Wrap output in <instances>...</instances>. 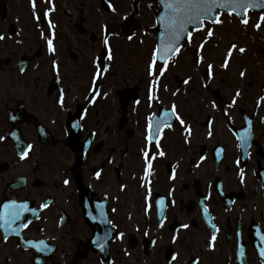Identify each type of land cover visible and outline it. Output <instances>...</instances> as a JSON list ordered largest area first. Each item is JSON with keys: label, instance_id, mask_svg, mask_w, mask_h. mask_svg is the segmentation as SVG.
<instances>
[{"label": "flooded vegetation", "instance_id": "obj_1", "mask_svg": "<svg viewBox=\"0 0 264 264\" xmlns=\"http://www.w3.org/2000/svg\"><path fill=\"white\" fill-rule=\"evenodd\" d=\"M122 1L0 0V210L28 208L0 264H264V70L192 85L190 37L150 76L155 25Z\"/></svg>", "mask_w": 264, "mask_h": 264}, {"label": "rangeland", "instance_id": "obj_2", "mask_svg": "<svg viewBox=\"0 0 264 264\" xmlns=\"http://www.w3.org/2000/svg\"><path fill=\"white\" fill-rule=\"evenodd\" d=\"M151 3L154 1L140 0V6H144L145 9L141 10L142 15L140 14L139 18L145 28L155 25ZM262 14L264 11L253 14V18L249 19L246 25L243 23L241 25L233 16L223 13L220 16L223 20L222 24L212 25L206 22L204 30L192 32L190 41L180 53L182 62L187 64L190 62L189 59L192 61L189 67L194 76L192 85L207 84L231 97L232 93L239 90V86L247 87L250 82L255 83L254 76H260L264 70V21L261 22L259 29L254 27ZM249 22L252 23L251 26H248ZM209 27L213 29L212 37H207L205 34ZM232 44H235L237 49L243 47L245 51L241 53L233 49L231 56L227 58V66L223 67L226 54ZM200 45L203 46L199 47ZM178 58L174 57L173 60ZM198 58H200L199 63H197ZM208 65H212L211 76L208 75ZM241 71L245 73L243 77L240 76ZM255 87L256 84H253L252 91H255ZM248 89L249 87L247 92Z\"/></svg>", "mask_w": 264, "mask_h": 264}, {"label": "snow or ice", "instance_id": "obj_3", "mask_svg": "<svg viewBox=\"0 0 264 264\" xmlns=\"http://www.w3.org/2000/svg\"><path fill=\"white\" fill-rule=\"evenodd\" d=\"M161 5L163 6V13L160 15L159 20L160 23L163 25V31L160 34V43L157 45L156 48L153 49L151 62L149 63V75H153V69L156 65L157 61H163L166 65L168 62V58L175 56L176 53L180 51V44L179 41L184 38L185 36L191 37L192 31H200L204 30L206 25L205 22H209L212 25L222 24L223 20L220 18L217 10H226L229 16L233 14L237 16H244L241 20V23L247 24L248 20L246 18L247 10L250 8H262L264 9V0H159ZM33 8H35V0L32 2ZM46 15V13H45ZM264 21V14H262L254 25L256 29H259L261 26V22ZM189 26H192V31H189ZM206 36L212 37L213 36V29L207 28L206 29ZM0 39H3L0 36ZM108 38L107 36L103 39V44L105 46L108 45ZM48 46L50 51H54L52 46V40H48ZM200 45L199 47H202ZM236 49L239 52L243 53L245 49L240 47L237 49L235 44H232L226 54L225 61L223 63V67L227 66L228 57L231 56L232 50ZM109 59H111V55L109 54ZM200 62V58L197 59V63ZM211 68L212 65H208V75L211 76ZM164 71V67L162 66L159 69V74L162 75ZM99 75V72L97 73ZM245 73L243 71L240 72V76L243 77ZM187 83V81H185ZM239 91H237L236 95L239 96ZM153 97L151 95V89L149 92V100H152ZM261 100H264V97H260ZM235 103V99L232 101ZM216 105L213 103V107ZM169 115H175V106H173V111L171 113L165 112L163 116L156 121L155 128L156 132L152 131L153 123L152 121L155 120V116H150L149 123H148V132L149 135L146 139L151 142L153 135H158L160 131V126L164 125L166 127H171V124L167 123L166 117ZM176 119L179 120L180 124L183 125L184 121L176 116ZM190 133V129H186ZM4 139V137H0V140ZM238 139L244 144H247L248 135L247 130L245 133L238 135ZM29 148L31 145L28 146ZM158 147V145H157ZM163 155V153H159ZM27 155V152L22 151L20 154V158L24 159ZM144 156L148 157V152H144ZM148 165L150 166V161H147ZM147 174V168H146ZM241 176H243V172H241ZM65 184L68 183L67 180L64 181ZM159 204H163V201H160ZM46 205H42L45 207ZM28 210L27 205L24 203H17L16 201L12 200L8 203L3 205V209L0 210V227H3L7 232L12 224L19 221L21 219V215L24 211ZM204 212L207 214V208L204 209ZM102 222L103 218L101 217ZM23 227H27V225H22ZM183 227H187V225H183ZM15 231V229H12ZM122 235V234H121ZM215 240V236L212 237ZM264 239V237H262ZM42 243V242H41ZM98 247H103L102 244L97 242ZM46 248L41 247L38 251H45ZM264 256V250H261L260 253ZM175 259V257H174Z\"/></svg>", "mask_w": 264, "mask_h": 264}, {"label": "water", "instance_id": "obj_4", "mask_svg": "<svg viewBox=\"0 0 264 264\" xmlns=\"http://www.w3.org/2000/svg\"><path fill=\"white\" fill-rule=\"evenodd\" d=\"M162 6L161 3L159 2V0H157V5L156 6ZM250 9H253V10H261L262 8H250ZM250 9H248L247 11H249ZM164 9H163V6H162V9H158L156 7V20H157V26H156V37H157V45H159L160 43V34L161 32L163 31V25L160 23V20H159V17L160 15L163 13ZM217 11H226V10H217ZM247 14V13H246ZM245 14V15H246ZM244 17V16H242ZM192 26H189V29L191 28ZM188 37L185 36L184 38H182L180 41H179V44H180V48L181 46L183 45V43L185 42V40L187 39Z\"/></svg>", "mask_w": 264, "mask_h": 264}]
</instances>
